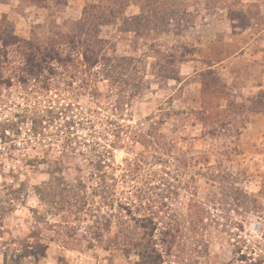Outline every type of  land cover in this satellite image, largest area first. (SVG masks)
Listing matches in <instances>:
<instances>
[{"label": "rangeland", "instance_id": "obj_1", "mask_svg": "<svg viewBox=\"0 0 264 264\" xmlns=\"http://www.w3.org/2000/svg\"><path fill=\"white\" fill-rule=\"evenodd\" d=\"M0 264H264V0H0Z\"/></svg>", "mask_w": 264, "mask_h": 264}]
</instances>
